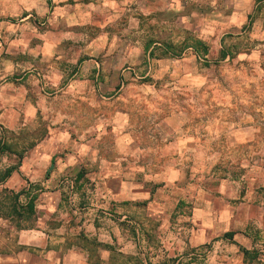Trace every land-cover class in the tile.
Listing matches in <instances>:
<instances>
[{
  "label": "clouds",
  "instance_id": "obj_1",
  "mask_svg": "<svg viewBox=\"0 0 264 264\" xmlns=\"http://www.w3.org/2000/svg\"><path fill=\"white\" fill-rule=\"evenodd\" d=\"M0 264H264V0H0Z\"/></svg>",
  "mask_w": 264,
  "mask_h": 264
}]
</instances>
